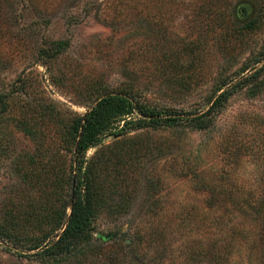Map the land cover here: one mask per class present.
Returning <instances> with one entry per match:
<instances>
[{
	"label": "rangeland",
	"instance_id": "obj_1",
	"mask_svg": "<svg viewBox=\"0 0 264 264\" xmlns=\"http://www.w3.org/2000/svg\"><path fill=\"white\" fill-rule=\"evenodd\" d=\"M32 1L0 0V88L10 92L0 113V224L21 234L56 226L50 213L61 209L75 154L68 130L99 98L133 91L185 117L206 110L219 82L264 48V0H229L216 15L199 8L203 0ZM59 41L69 42L61 54L42 53ZM86 158L98 245L87 264H111L124 251L128 264H206L191 255L227 217L207 209L195 176L219 189L263 186L264 72L229 97L211 130L118 128ZM32 254L0 241V264H76Z\"/></svg>",
	"mask_w": 264,
	"mask_h": 264
},
{
	"label": "trees",
	"instance_id": "obj_2",
	"mask_svg": "<svg viewBox=\"0 0 264 264\" xmlns=\"http://www.w3.org/2000/svg\"><path fill=\"white\" fill-rule=\"evenodd\" d=\"M26 1L28 7L34 6L32 0ZM228 2L229 0H203L199 8L207 15H211L212 12L216 15L222 4ZM241 12L237 11L238 16H242ZM222 19L220 17V21ZM218 20L219 18L215 19ZM68 46V41H59L52 49L43 50L42 53L53 58ZM263 58L264 48L259 58L219 82L208 97L211 102L206 110L195 109L185 117L174 116L177 113L147 106L133 91L98 97L89 112L74 118L68 130V135L75 144V154L70 170L66 174L67 190L61 201V209L50 213L51 221L48 223L53 225L56 223V226L44 230L39 224V234L28 235L0 224V241H5L17 249L31 251L33 257L42 262H67L71 258L75 259L76 264L91 262V257L95 255L98 247L92 243L90 234L91 219L97 204L93 200L95 172L91 161L86 158L88 149L102 140L107 133L118 128L138 130L185 126L194 131L211 130L215 126L216 114L222 110L229 97L238 88H245L249 82L257 80L264 72V64L256 67ZM9 94L10 92L0 88V113L7 111ZM201 176H195L198 180L197 189L207 191L209 195L207 209L222 210L227 219L210 224L209 230L212 229L210 243L205 249L193 253L191 260L195 263L231 264L236 255L239 262L241 261L240 264H264V182L258 189L233 185L230 188L219 189L212 185L203 186L204 180ZM234 219L239 220L237 227L234 226ZM245 221H248V224ZM164 235V232L159 234L163 246ZM125 253L124 251L121 256H113L110 263L128 264ZM158 261H161L160 256ZM93 262L95 263V260Z\"/></svg>",
	"mask_w": 264,
	"mask_h": 264
}]
</instances>
